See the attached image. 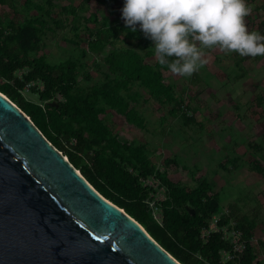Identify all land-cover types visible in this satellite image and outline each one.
<instances>
[{
    "label": "trees",
    "instance_id": "1",
    "mask_svg": "<svg viewBox=\"0 0 264 264\" xmlns=\"http://www.w3.org/2000/svg\"><path fill=\"white\" fill-rule=\"evenodd\" d=\"M96 1L106 4L104 0ZM121 2L123 5L124 0ZM5 4L11 5L12 0H0V5ZM45 5L51 7V0H46ZM36 6L38 15L23 22L9 21L7 26L0 23V91L28 115L101 195L137 220L180 263L262 264L250 243L253 220H236L243 247L234 251L219 229L210 228L213 216L220 211V199L207 181L195 187L175 183L166 170L153 163L146 144L121 140L105 121L103 115L109 109L126 123L143 128L146 120L137 107L142 94L135 88L142 87L157 102L172 104L170 112H180L185 124L195 122L193 115L182 110L183 98L177 97L165 80L166 67L157 61H145V55L152 52L148 49L143 55L136 48L147 49L149 40L138 29L133 33L121 27L128 38L138 40L136 45L122 46L119 35L96 31L88 47L100 54L107 44L110 46L103 57L109 72L101 82L83 85L79 83L81 65L77 61L66 58L52 63L38 52L44 32L43 13L50 15V10ZM26 90L36 99L26 97ZM165 163L177 164L171 158H166ZM253 169L264 173L258 160ZM149 178L165 192L162 200L152 204L154 188L147 182ZM155 208L159 211L157 219L153 215ZM231 217L232 213L222 215L216 224L221 228ZM260 242L264 248V241ZM224 251L231 256L223 258Z\"/></svg>",
    "mask_w": 264,
    "mask_h": 264
},
{
    "label": "rangeland",
    "instance_id": "2",
    "mask_svg": "<svg viewBox=\"0 0 264 264\" xmlns=\"http://www.w3.org/2000/svg\"><path fill=\"white\" fill-rule=\"evenodd\" d=\"M104 1L106 4L96 0H51L52 6L48 7L46 0H12L11 5H0V23L7 26L9 21L23 22L40 13L36 5L48 7L50 15L41 12L45 24L38 52L52 63L66 58L77 61L81 65L79 83L90 85L101 82L109 72L103 57L110 46L107 44L100 54L88 47L96 31L119 35L122 46L138 43L120 31L126 28L121 18V0ZM247 3L252 6L251 14L245 18L247 28L263 35L264 0ZM137 29L140 30L138 26ZM151 47L149 40L147 49L136 48L143 55L149 49L152 54L144 58L153 64L156 59ZM240 57L213 48L207 50L208 62L191 77L163 70L176 96L183 98L182 110L194 116V123L185 124L180 112H170L172 104L157 102L142 87L135 88L142 94L137 107L146 120L143 128L126 123L109 109L103 117L121 140L146 144L153 163L166 170L175 183L195 187L207 181L220 199V211L213 216L210 228L219 229L236 247H241L236 220H253L250 243L264 264L260 242L264 241V173L253 169L256 160L264 167V56ZM24 95L36 99L27 90ZM166 158L174 159L176 166L166 165ZM147 182L154 188L151 204L162 200L163 187L153 178ZM228 213H232L230 221L219 228L217 221ZM153 215L159 218L156 208Z\"/></svg>",
    "mask_w": 264,
    "mask_h": 264
},
{
    "label": "water",
    "instance_id": "3",
    "mask_svg": "<svg viewBox=\"0 0 264 264\" xmlns=\"http://www.w3.org/2000/svg\"><path fill=\"white\" fill-rule=\"evenodd\" d=\"M0 264H182L0 91Z\"/></svg>",
    "mask_w": 264,
    "mask_h": 264
},
{
    "label": "clouds",
    "instance_id": "4",
    "mask_svg": "<svg viewBox=\"0 0 264 264\" xmlns=\"http://www.w3.org/2000/svg\"><path fill=\"white\" fill-rule=\"evenodd\" d=\"M121 18L151 40L157 63L172 74L191 77L216 48L241 57L264 56V35L249 31L247 0H124Z\"/></svg>",
    "mask_w": 264,
    "mask_h": 264
},
{
    "label": "built area",
    "instance_id": "5",
    "mask_svg": "<svg viewBox=\"0 0 264 264\" xmlns=\"http://www.w3.org/2000/svg\"><path fill=\"white\" fill-rule=\"evenodd\" d=\"M222 230V229H221ZM238 232H239V235H240V232L241 231H239L238 230ZM223 237H224V235H223ZM225 238V237H224ZM231 244H232V247H233V249H234V251H240L241 249H242V247H243V245H242V243H240L241 244V247H236V244L234 243H232V242H230ZM231 255L229 254V253H227V252H223V258H228V257H230Z\"/></svg>",
    "mask_w": 264,
    "mask_h": 264
}]
</instances>
